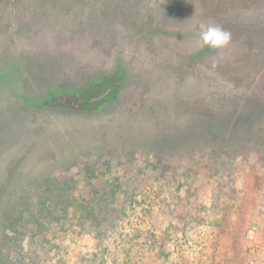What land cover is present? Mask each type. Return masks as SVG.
Masks as SVG:
<instances>
[{"label": "rangeland", "instance_id": "rangeland-1", "mask_svg": "<svg viewBox=\"0 0 264 264\" xmlns=\"http://www.w3.org/2000/svg\"><path fill=\"white\" fill-rule=\"evenodd\" d=\"M200 24L230 44L201 46ZM243 29L264 47V0H0V74L22 78L0 85V264H264V105L239 97L254 72L216 74L240 89L215 109L249 130L235 143L195 139L208 112L171 104L202 90L193 62L240 65ZM120 68L97 110L47 100Z\"/></svg>", "mask_w": 264, "mask_h": 264}, {"label": "trees", "instance_id": "trees-1", "mask_svg": "<svg viewBox=\"0 0 264 264\" xmlns=\"http://www.w3.org/2000/svg\"><path fill=\"white\" fill-rule=\"evenodd\" d=\"M244 29L242 30V36H245L246 38L248 36L247 34L250 33L246 32ZM252 33H257V30L253 28ZM252 33L249 36L250 40H242L243 49L241 52L242 58L240 65L239 63H237L236 66H234L233 64L222 65L221 63L206 64L201 63L200 61H195L191 64L192 68L199 66L208 70L206 81L203 82L204 84H202V90L196 83H194L193 85L191 83L189 87L191 88L192 94L190 95L187 104H183L182 98L178 97L177 99L175 98L171 104L178 111L184 110L190 111L193 114H197L200 109H204L208 112L209 117L204 121H199V119H197L196 117H192L191 119L190 128L195 131V133H192L195 135V139H197L196 134L198 135V130H204L205 128V130L212 131L209 133V135H211V141H221V137H223L221 135L228 133L229 136L227 134V136H224V138L227 137L229 141L228 143H235V134L239 133L240 131H249L248 129L244 130L243 128L239 127L237 121H235L234 118L232 119L228 116H225L224 114H220V116L215 113L216 105L219 104L220 99L223 100L227 97H234L237 94L236 91L240 90L235 83L234 85L228 86L226 82L223 84L220 79V81H218V78H216V74H219L218 76H220L221 74L226 75V77L224 78L227 80L235 70H239L243 75H249L251 72H254V82L252 83L251 81H249V83H244L245 88L241 89L242 95L240 94L239 97L245 99L249 103L252 102L260 106L264 105V53L262 51L264 50V47L261 42L255 40L256 36H254ZM247 42H250V45ZM224 70H231L232 72L230 71V74L227 75L225 74ZM118 81L119 77H102L100 81L96 82L94 86H91V88L85 93V95H89L92 97L95 92H100L102 91V89H104L105 86L109 85V87L105 88V91H103L101 102L96 103L90 101V99L88 98L84 102L80 103V109L89 111L97 110L100 107V104L110 98L113 95L114 91H116L114 90V87H119ZM180 94L182 95V93ZM201 94H203V98H201ZM232 134L234 135L232 136ZM252 138L253 134L245 133V136L241 138L240 142H242L241 144H249ZM184 139L185 138L179 135V137L174 140V143H179ZM255 139H258L261 141V143H264V132L259 133L258 136L255 137ZM184 254H187L186 251H184ZM180 257L181 256H178V258ZM165 259H167L168 264L172 263L171 257ZM184 263L190 264L191 262H187V260H184Z\"/></svg>", "mask_w": 264, "mask_h": 264}, {"label": "clouds", "instance_id": "clouds-1", "mask_svg": "<svg viewBox=\"0 0 264 264\" xmlns=\"http://www.w3.org/2000/svg\"><path fill=\"white\" fill-rule=\"evenodd\" d=\"M197 36L201 46H207L213 49L227 47L232 39L231 33L217 24H200L198 26Z\"/></svg>", "mask_w": 264, "mask_h": 264}, {"label": "water", "instance_id": "water-1", "mask_svg": "<svg viewBox=\"0 0 264 264\" xmlns=\"http://www.w3.org/2000/svg\"><path fill=\"white\" fill-rule=\"evenodd\" d=\"M157 31H159L158 29H157ZM119 67V66H118ZM120 71H121V73L120 74H118L117 72H115V73H112V74H108V75H105V76H108V77H113V78H115V77H119V76H122L121 78H119V81H118V84H119V86H120V84L122 83V81H123V75H124V73H123V71H122V69L120 68L119 69ZM18 76V75H17ZM105 76H103V77H105ZM19 78V79H18ZM19 81H20V83H19ZM21 82H22V78L20 79V77H17V79H16V77H15V79H13V81H12V83H9L8 85V89L10 90H12V89H15L14 88V86H18L19 84H21ZM12 85H14L13 87H12ZM91 86H94V84H89V85H87V86H85V87H83V88H80V89H72V90H66L64 93L62 92V93H59V94H55V93H53V92H51L52 94H54V96H60V97H63V98H68V101H69V99L71 100V101H73V100H77L78 99V97H82V95L83 94H85L86 93V91H88L90 88H91ZM115 90H117V88H115ZM13 91V90H12ZM103 91V90H102ZM105 91V90H104ZM100 93H101V95L99 96H97V97H95L94 96V94L92 95V97H88L89 99H90V101H93V102H96V103H100L101 102V96H102V94H103V92H101L100 91ZM21 98H23L25 101H27L28 103H29V101L27 100V98H25L24 96H22ZM84 100V99H83ZM51 101H55V99L54 98H52L51 99ZM70 101V102H71ZM85 101V100H84ZM83 101V102H84ZM31 102V101H30ZM67 102V101H66ZM32 103V105L34 106H45V103H33V102H31ZM31 103H29L30 105H31ZM54 103H57V102H54ZM79 103H82L81 101L79 102ZM2 104V103H1ZM0 104V105H1ZM67 104L69 105V104H73V103H69V102H67Z\"/></svg>", "mask_w": 264, "mask_h": 264}, {"label": "flooded vegetation", "instance_id": "flooded-vegetation-1", "mask_svg": "<svg viewBox=\"0 0 264 264\" xmlns=\"http://www.w3.org/2000/svg\"><path fill=\"white\" fill-rule=\"evenodd\" d=\"M118 74H120L121 73V71L119 70L118 72H117ZM116 74V73H115ZM15 77H16V75L14 74L13 76H12V78L10 77H7V75L6 74H0V85L2 86V84H1V80H4L5 81V86H9L8 84L9 83H12V81H13V79H15ZM122 76H119V78H121ZM109 87V85H107V86H105L104 87V89L105 88H108ZM104 89H102L103 91H104ZM114 90H115V87H114ZM103 91H101V92H103ZM100 96L101 95V93L100 92H95L94 93V96L95 97H97V96ZM54 97V99H55V101L54 102H57V103H59V102H61V101H59V99H60V96H54V94H52V93H49L48 92V98H47V100L48 101H50L52 98ZM88 97H89V95H85V94H83L82 95V97H78V99H77V101L78 102H83L84 100H86V99H88ZM91 97V96H90ZM84 99V100H83ZM29 103H31L30 101H29ZM70 103V102H69ZM31 105H32V103H31Z\"/></svg>", "mask_w": 264, "mask_h": 264}]
</instances>
